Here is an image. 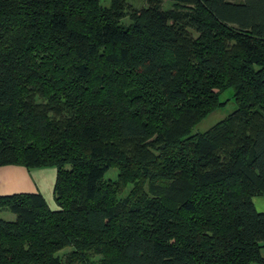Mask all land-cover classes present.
<instances>
[{
    "label": "trees",
    "instance_id": "trees-1",
    "mask_svg": "<svg viewBox=\"0 0 264 264\" xmlns=\"http://www.w3.org/2000/svg\"><path fill=\"white\" fill-rule=\"evenodd\" d=\"M162 1L0 0V264H264V0Z\"/></svg>",
    "mask_w": 264,
    "mask_h": 264
},
{
    "label": "crops",
    "instance_id": "crops-1",
    "mask_svg": "<svg viewBox=\"0 0 264 264\" xmlns=\"http://www.w3.org/2000/svg\"><path fill=\"white\" fill-rule=\"evenodd\" d=\"M46 167L47 166L26 168L17 164H1L0 193H8L13 191H40L45 197V193L48 192L52 200L53 208H55L56 203L53 197V185L55 181L56 170L54 168ZM34 169H38L35 171H39L41 175H47V181L41 182V175L40 177L39 175L34 177ZM42 190L46 191L43 192ZM252 201L257 210H264V193L253 195Z\"/></svg>",
    "mask_w": 264,
    "mask_h": 264
},
{
    "label": "rangeland",
    "instance_id": "rangeland-1",
    "mask_svg": "<svg viewBox=\"0 0 264 264\" xmlns=\"http://www.w3.org/2000/svg\"><path fill=\"white\" fill-rule=\"evenodd\" d=\"M100 1L104 5L109 4V0H100ZM128 2L134 8H140L142 6L147 5L146 0H128ZM172 5H173V0H163L161 2V7H163V8L171 7ZM122 21L127 22L128 17L124 16L122 18ZM232 92H233V88H231V87L226 88L225 90L220 92L219 99L224 100V102L222 104L217 105L212 110H210L207 114H205L203 117L198 119L192 125V127L190 129V133L205 131V130L209 129L213 124H215L218 120L224 118L228 113H230L236 107V103L234 101ZM46 166H47L46 168H54L55 169V166H53V165H46ZM42 168H44V167H42ZM35 170H38V169H34L33 176L36 177L39 175V177H40L41 174L39 173V171H35ZM115 174H116V168L111 167L110 169H108V171L106 172L105 175L108 177H113V176H115ZM47 178H48L47 175L42 174L40 181L45 182V181H47ZM145 188H148V187L146 186ZM45 191L46 190H44L43 192H45ZM45 197L48 201L49 206L51 208H53L52 200H51L48 192L45 193ZM55 207H57V205H55ZM0 218L13 219L14 213L9 211L8 209L1 208L0 209ZM63 249H70V247L66 246Z\"/></svg>",
    "mask_w": 264,
    "mask_h": 264
},
{
    "label": "water",
    "instance_id": "water-1",
    "mask_svg": "<svg viewBox=\"0 0 264 264\" xmlns=\"http://www.w3.org/2000/svg\"><path fill=\"white\" fill-rule=\"evenodd\" d=\"M263 81H264V77H263V79H262Z\"/></svg>",
    "mask_w": 264,
    "mask_h": 264
}]
</instances>
